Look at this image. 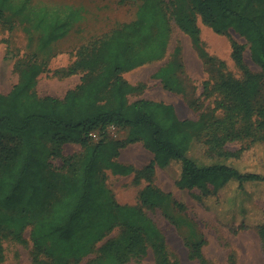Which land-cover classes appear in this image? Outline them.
I'll return each instance as SVG.
<instances>
[{"label": "trees", "instance_id": "obj_1", "mask_svg": "<svg viewBox=\"0 0 264 264\" xmlns=\"http://www.w3.org/2000/svg\"><path fill=\"white\" fill-rule=\"evenodd\" d=\"M8 1L0 5V20ZM191 1V7L176 4L173 15L212 73L213 81L207 80L204 88L207 95H217L216 105L204 107L196 95L180 46L155 76L201 111L196 120L180 118L174 105L164 101L128 97L143 84H132L124 72L167 52L171 17L164 0L133 1L136 8L130 20L82 45L66 70V75L84 71L82 82L63 98L35 91L43 71L35 54L16 62L19 80L9 93H0V231L5 236L22 240L31 226L35 251L49 264H77L119 226L120 235L102 245L96 264H126L146 255L150 246L157 264H178L170 260L162 233L143 209L117 202L105 183L104 168L133 172L116 158L122 148L137 141L154 154L139 175L151 180L157 167L170 170L179 187L202 189V200L234 182L240 189L246 182H264V174L243 171L235 164L253 146L264 144V0ZM26 8L27 2L18 13L24 14ZM83 10L69 4L39 5L40 48L68 35L84 19ZM198 15L219 34L235 30L244 36L261 72L245 63L246 45L232 40L233 57L244 76L226 73L224 62L201 42ZM111 124L117 127V137L107 130ZM92 132L99 133L98 140ZM235 141L246 142L238 150L229 149L228 143ZM68 143H80L84 151L78 157H64L63 166L56 167L51 159L63 157ZM174 163L181 166L178 176L172 171ZM140 198L144 206L156 208L167 195L149 184ZM247 227L244 222L230 225L235 232ZM257 229L264 247V219ZM204 244L192 242L191 256L208 264ZM2 251L0 244V261Z\"/></svg>", "mask_w": 264, "mask_h": 264}, {"label": "rangeland", "instance_id": "obj_2", "mask_svg": "<svg viewBox=\"0 0 264 264\" xmlns=\"http://www.w3.org/2000/svg\"><path fill=\"white\" fill-rule=\"evenodd\" d=\"M137 0H9L5 3V14L0 20V93H9L19 80L16 68L17 61L28 60L32 54L42 64L35 91L39 96L63 98L70 89L82 82L84 71L66 75L67 68L75 61L79 48L92 39L112 31L119 24L131 19L135 12ZM27 8L19 14L21 6ZM4 0H0V5ZM50 6L69 4L81 7L84 19L74 26L64 38L53 42L51 46L40 48L41 29L40 17L36 14L39 5ZM171 17V34L165 56L124 72L123 76L132 84H143L141 90L128 95L130 101L140 98L164 101L174 105L182 119H198L201 111L191 107L184 96L165 88L162 80L155 76L156 72L172 56L175 49L182 48V59L185 71L191 82L196 86V95L204 102V107L216 105L217 95H207L204 83L212 79V73L204 60L193 46L191 37L182 30L175 21L173 12L176 4L192 6L191 0H164ZM200 26L201 42L208 53L224 62V71L236 78L244 76L243 69L233 57L232 40L246 45L245 63L250 70L261 72V67L251 57L248 40L230 30V34H219L206 25L200 15L197 16ZM220 110L218 111V113ZM118 133V132H117ZM96 132L94 140L99 139ZM114 136V135H113ZM117 137V136H115ZM246 141L228 143L231 150H238ZM246 145V144H245ZM84 147L80 143H68L63 146V157L51 159L56 167H62L64 157L80 156ZM154 158L143 142L129 143L121 149L116 161L131 166L130 174H119L110 168H104L103 174L107 187L117 202L122 205L141 207L152 219L162 233L171 261L178 264H202L198 258L191 256L192 242L204 240L203 255L208 264H264V247L257 225L264 219V182H246L243 189L238 183L230 184L224 192L213 194L212 186L208 187L211 194L202 200L203 190L199 187L181 188L177 185L172 172L157 167L155 174L148 180L139 175ZM235 164L243 171H254L264 174V144L253 146L245 158ZM3 168L0 165V170ZM173 174L178 176L181 166L173 165ZM152 185L167 195L165 203L156 208L142 204L140 193ZM244 222L245 229L235 232L230 225ZM29 226L23 233V239L5 236L0 231L3 259L0 264H49V260L37 254L31 238ZM122 227H116L104 239L97 243L95 250L77 264H96L95 260L104 243L117 238ZM126 264H157L154 249L150 246L148 253L140 258H133Z\"/></svg>", "mask_w": 264, "mask_h": 264}, {"label": "built area", "instance_id": "obj_3", "mask_svg": "<svg viewBox=\"0 0 264 264\" xmlns=\"http://www.w3.org/2000/svg\"><path fill=\"white\" fill-rule=\"evenodd\" d=\"M107 130H108V132H109L110 134H112V135H114V136H118V133H117V127H116L114 124L109 125V126L107 127ZM90 135H91V136H94L95 133L92 132Z\"/></svg>", "mask_w": 264, "mask_h": 264}]
</instances>
